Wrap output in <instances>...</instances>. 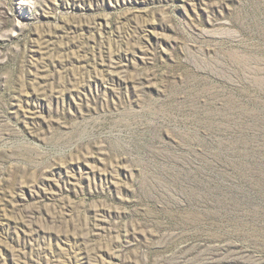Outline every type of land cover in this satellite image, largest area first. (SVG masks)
Listing matches in <instances>:
<instances>
[{
  "label": "rangeland",
  "instance_id": "rangeland-1",
  "mask_svg": "<svg viewBox=\"0 0 264 264\" xmlns=\"http://www.w3.org/2000/svg\"><path fill=\"white\" fill-rule=\"evenodd\" d=\"M0 264H264V0H0Z\"/></svg>",
  "mask_w": 264,
  "mask_h": 264
}]
</instances>
